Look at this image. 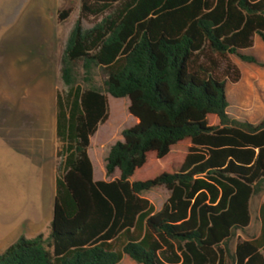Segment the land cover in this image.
I'll use <instances>...</instances> for the list:
<instances>
[{"label": "trees", "instance_id": "obj_1", "mask_svg": "<svg viewBox=\"0 0 264 264\" xmlns=\"http://www.w3.org/2000/svg\"><path fill=\"white\" fill-rule=\"evenodd\" d=\"M89 16L98 19L85 27ZM254 35L264 43V0H81L60 59L68 92L57 103L49 234L20 236L0 264H119L124 255L136 264H264V199L258 236L229 251L250 222V199L264 192V119L226 111L227 81L240 79L228 55L264 68L242 53ZM77 63L87 84L100 68L102 87L77 85ZM105 94L127 97L136 123L104 159L105 177H118L95 181L88 148L108 116ZM186 139L178 169L130 180L149 153L162 159ZM161 186L169 195L156 210L142 193Z\"/></svg>", "mask_w": 264, "mask_h": 264}, {"label": "rangeland", "instance_id": "obj_2", "mask_svg": "<svg viewBox=\"0 0 264 264\" xmlns=\"http://www.w3.org/2000/svg\"><path fill=\"white\" fill-rule=\"evenodd\" d=\"M80 5L81 0H0V201L2 199L6 207L13 206L18 199L13 196L16 186L34 199L38 196L35 173L38 165L18 159L20 149L29 148L32 151L29 155L37 157L42 147H57L58 171L60 157L57 153L61 143L55 133L57 103L68 92L60 78V59L67 36L79 16ZM65 9L70 11L68 17L59 20L58 13ZM96 19L89 16L83 25L90 27ZM228 59L241 66L246 64L235 55H228ZM75 70L77 85L83 89L89 85L102 87L105 76L100 68L92 69L88 84L82 81L80 63L76 64ZM260 72H264V68L251 64V68L243 69L244 83L237 85L227 81L229 105L226 111L230 117L254 122L263 119L259 116L264 115V73ZM105 96L108 116L92 136L88 154L95 180L108 181L104 159L109 147L122 140L121 132L133 126L136 119L128 112L127 97ZM207 120L209 124L218 121L213 116L207 117ZM189 145L188 139L177 143L162 159H156L153 153H149L146 164L135 171L130 180H145L178 169ZM23 177L28 179L26 183ZM168 195L163 186L142 193L156 210L160 209ZM261 197L262 193L252 197V207L257 206ZM257 229V219L252 218L246 229L234 231L229 244L233 245L236 234L250 238L256 235ZM46 236L43 235V238ZM119 264L136 263L124 255Z\"/></svg>", "mask_w": 264, "mask_h": 264}, {"label": "crops", "instance_id": "obj_3", "mask_svg": "<svg viewBox=\"0 0 264 264\" xmlns=\"http://www.w3.org/2000/svg\"><path fill=\"white\" fill-rule=\"evenodd\" d=\"M242 53L246 55H253L258 60L264 62V43L262 42V40L259 38L258 35H254L252 38V46L248 49L242 50ZM233 64L236 65L240 71L241 78L236 82L237 85H240L244 83L243 69H245L246 67L251 68V64L246 63L244 64V66H241V64H239L238 62H235ZM260 73H264V72H260ZM227 87L228 86L226 84V88ZM259 117H262L264 119V115H261ZM250 122L257 123L254 121H250ZM92 136L90 137L89 147L91 144ZM56 148L57 147H50V146L45 148L42 147L38 151L37 157H33L31 154L29 155V153L32 152L30 151L31 149L29 148L26 149V147H24L23 149H20V152L22 154L20 153L19 155H17L18 159H20L23 163H28L30 161L31 163H37L38 165L35 172L38 179V196L37 199H34L32 196L26 194L27 191L24 190L20 191L19 188L16 186L14 188L16 192L15 193L13 192V196L16 195V198L18 199L13 204V206H10L11 205L10 204L9 207H6V203L3 202L1 199L0 253L4 251L9 245L14 243L20 236H24L28 239L34 238L39 234L42 235L47 234L48 236L49 226L53 217V207H54L55 195H56V179L58 176ZM114 174L116 175L114 178H117L119 172L116 170ZM107 179L108 181L112 180L109 178ZM24 180L25 183L28 181L26 177L24 178ZM93 180H95L94 170H93ZM95 181H100V180H95ZM20 197H24V198H20ZM263 199H264V192H262V197L256 207H252V198L250 199L249 202L250 222L244 229H246L250 225L252 218H255L257 219L258 222V229L256 235L250 238H244L241 235L236 234L235 237L236 240L233 243V245L231 246L229 244L230 252L234 250L238 239L251 240L258 236L259 234L258 211Z\"/></svg>", "mask_w": 264, "mask_h": 264}]
</instances>
